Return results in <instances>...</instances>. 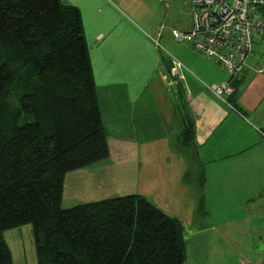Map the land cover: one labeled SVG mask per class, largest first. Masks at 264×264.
Here are the masks:
<instances>
[{
    "label": "crops",
    "instance_id": "1",
    "mask_svg": "<svg viewBox=\"0 0 264 264\" xmlns=\"http://www.w3.org/2000/svg\"><path fill=\"white\" fill-rule=\"evenodd\" d=\"M60 1L81 14L109 145L108 159L65 174L62 196L76 190L73 199L79 203L146 197L180 220L190 256L209 240L216 247H231L232 264H264V74L240 73L228 99L234 109L228 108L204 87L227 81L228 73L181 41L173 54L185 66L180 100L177 86L167 85L170 57L159 52L116 0ZM261 48L248 66L264 62V43ZM186 110L195 128V153L184 158L176 139ZM198 193L205 206L200 211ZM196 216L209 222L191 228ZM3 237L12 264H37L32 226L13 228ZM190 256L184 264H207V258Z\"/></svg>",
    "mask_w": 264,
    "mask_h": 264
},
{
    "label": "trees",
    "instance_id": "2",
    "mask_svg": "<svg viewBox=\"0 0 264 264\" xmlns=\"http://www.w3.org/2000/svg\"><path fill=\"white\" fill-rule=\"evenodd\" d=\"M186 112L176 140L190 156ZM107 139L78 9L0 0V264H12L4 232L26 224L37 264H184L185 228L146 197L61 207L65 174L108 159Z\"/></svg>",
    "mask_w": 264,
    "mask_h": 264
},
{
    "label": "built area",
    "instance_id": "3",
    "mask_svg": "<svg viewBox=\"0 0 264 264\" xmlns=\"http://www.w3.org/2000/svg\"><path fill=\"white\" fill-rule=\"evenodd\" d=\"M167 7L166 0H160ZM190 9L189 30L179 32L171 29L174 41H188L192 50L210 61L219 64L229 78L225 82L204 85L211 94L228 108L234 93V81L245 70L264 74V62L248 66L254 55V45L264 40V0H182ZM170 57L168 88L177 86L184 79L183 63L173 55ZM190 96L189 93H186Z\"/></svg>",
    "mask_w": 264,
    "mask_h": 264
},
{
    "label": "rangeland",
    "instance_id": "4",
    "mask_svg": "<svg viewBox=\"0 0 264 264\" xmlns=\"http://www.w3.org/2000/svg\"><path fill=\"white\" fill-rule=\"evenodd\" d=\"M166 1L167 7L159 0H116L117 6L123 12V14L129 17L135 24H137L140 30L145 32L147 36L149 35L152 37L159 49V52H161L164 57L175 54L174 49L181 46L182 44L173 40L171 29L174 28L179 32H186L191 23L190 9L183 6L182 0ZM263 43L264 40L256 42L254 45V56L255 54L258 55L261 52V45ZM186 156L187 154L184 155V158ZM191 168L192 166L189 165V171ZM189 180L190 184L194 185L193 179L190 175ZM76 182H80V180L77 179ZM75 192L76 190H72L70 192L65 190L64 195L62 196L63 202L61 203V207L63 209L82 204L79 203V200L77 201L73 199ZM196 217V221L192 223L191 228L197 229V227H204L209 222V218H203L202 216ZM28 226H31V224ZM211 235V233L206 234L208 237ZM26 241L27 238L25 237V242ZM205 242L207 243L202 244V249L199 250L197 247V251L194 250L191 256L190 250H188L187 246H185V258L188 259L189 256L190 258L203 257L207 258V264H219L218 262L222 264H232L231 262L234 261V253H232V249H230L231 247L228 244L224 243L223 247L220 248L216 247L217 244L213 243V245H211L209 240H206ZM222 251L224 255H221Z\"/></svg>",
    "mask_w": 264,
    "mask_h": 264
}]
</instances>
